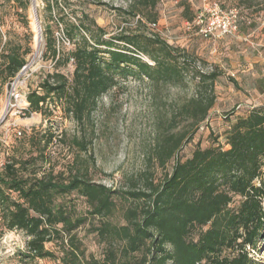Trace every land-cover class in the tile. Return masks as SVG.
Segmentation results:
<instances>
[{"label": "trees", "instance_id": "trees-1", "mask_svg": "<svg viewBox=\"0 0 264 264\" xmlns=\"http://www.w3.org/2000/svg\"><path fill=\"white\" fill-rule=\"evenodd\" d=\"M17 1L22 8L28 7L27 0ZM44 1L51 13L61 10L59 1ZM190 2L182 1L184 11ZM132 3L134 7L155 9L158 0ZM196 14L197 11L187 22L192 23ZM137 16L142 23L143 18ZM83 18L90 19L91 24ZM156 19L153 15L152 22ZM79 21L68 24V33L83 29L89 37L82 35L65 57L74 64L72 79L57 70L48 73L39 85L43 92L31 90L27 94L29 113L42 112L47 99L53 98L82 122L99 98L118 85L120 77L131 73L156 84L172 83L184 79L199 60L185 47L171 44L159 35L129 33L105 39V29L88 14ZM46 30L48 51L55 63L60 62L64 58L61 49L49 36L50 28ZM115 40L130 45L132 54L128 48L114 47ZM20 51V46L7 50L0 45L1 77L13 78L20 72L26 63ZM136 51L152 63L142 60ZM197 72L199 82L206 83L205 91L185 102L171 122L180 116L188 120V126L180 133L166 134L157 150L161 165L172 162L171 172L158 183L150 181L146 189L125 192L137 203L126 208L124 224L106 220L96 228L100 237L118 238L124 243L121 259L110 250L112 264H255L248 247H256L264 227V182L255 181L264 166V104L237 118L227 133L228 148L220 144L198 146L183 158L178 151L208 118L216 97L212 86L221 74L217 66L208 72ZM77 143L85 149L83 142ZM36 163L37 157L31 155L9 160L0 168V239L6 229H21L29 236V252L40 258L53 255L47 242L61 239L65 264H100L95 258H87L82 244L76 242L74 230L87 217L74 214L64 200H57L77 191L86 198L91 214L106 217L115 210V190L93 182L81 170L71 177L53 171L39 175L38 170L29 168ZM235 195L242 200L233 207ZM194 226L202 228L197 240L189 236ZM227 249L231 251L228 255L224 254ZM141 251H145L141 257L133 256Z\"/></svg>", "mask_w": 264, "mask_h": 264}, {"label": "rangeland", "instance_id": "rangeland-1", "mask_svg": "<svg viewBox=\"0 0 264 264\" xmlns=\"http://www.w3.org/2000/svg\"><path fill=\"white\" fill-rule=\"evenodd\" d=\"M32 1L27 0L28 7L22 8L17 0H0V45H5L7 50L20 46V52L26 58L25 65L15 77L5 79L0 76V168L9 160L33 155L37 157V163L29 168L38 170L39 175L53 171L54 174L62 173V177H71L81 170L93 182L115 190L116 207L106 217L91 214L86 198L77 191L59 196L57 200H64L74 214L87 217L85 223L74 230L76 242L82 244L87 258H95L100 264H112L110 250L119 260L124 243L118 238L100 237L96 228L103 226L106 220L124 224L126 208L137 203L125 192L146 189L150 181L158 183L171 172L172 162L161 165L157 150L166 134L180 133L188 126V120L178 115L175 123L171 122L185 102L205 91L206 83L199 82L197 71L208 72L217 66L221 72L212 86L215 103L208 118L183 142L179 156H190L198 146L205 148L220 144L228 148L227 133L237 118L246 115L255 102L227 74L230 67L225 62L218 65L216 61L226 49L224 45L220 50L218 41L227 36L205 38L193 24H187L202 6V0H190L191 5L185 11L183 0H158L155 9L134 7L133 0H53L61 3V10L55 9L53 13L44 0H36L42 26L40 41L32 22ZM221 1L225 7L239 10L241 23L246 22V34L264 24V0ZM83 14H88L105 29V39L129 33L159 35L171 44L185 47L199 59L197 65L189 68L184 79L166 84H156L147 77L140 79L131 73L120 77L118 85L99 98L82 122L67 113L53 98L47 99L42 112L29 113L27 94L31 90L43 92L39 85L48 73L57 70L72 79L74 64L73 61L67 62L65 57L81 41L82 35L89 37V34L81 29L70 35L67 27L70 22L79 24ZM138 14L143 18L142 23L137 21ZM153 15L157 16L156 27L150 25ZM83 19L91 24L90 19ZM48 27L49 36L56 40L64 56L57 63L47 48ZM65 36L71 38V44L63 40ZM250 38L259 41L261 36ZM115 44L116 48H128L129 53L134 50L121 41L115 40ZM230 49L236 53L240 51L239 47ZM137 54L152 63L149 57ZM15 87L21 94L17 102L11 95ZM78 141L85 144V149ZM255 181L257 184L264 182V166ZM241 200V196L235 195L231 206H238ZM201 230V227L194 226L190 238L197 240ZM261 234L256 247H248L255 264H264V227ZM28 240V234L21 229L4 230L0 239V264H65L61 239L46 243L53 255L44 258L31 255ZM144 252L133 256L139 258ZM230 253L229 249L224 251L226 255Z\"/></svg>", "mask_w": 264, "mask_h": 264}, {"label": "crops", "instance_id": "crops-1", "mask_svg": "<svg viewBox=\"0 0 264 264\" xmlns=\"http://www.w3.org/2000/svg\"><path fill=\"white\" fill-rule=\"evenodd\" d=\"M237 33L218 41L220 50L224 45L226 49L223 53L221 51L216 61L218 65L225 62L230 67L227 74L233 77L240 89L251 96L255 102L254 107H257L264 104V24L246 34V22L241 23L240 20ZM259 35V41L250 38H258ZM231 47H239L240 51L232 52Z\"/></svg>", "mask_w": 264, "mask_h": 264}, {"label": "built area", "instance_id": "built-area-1", "mask_svg": "<svg viewBox=\"0 0 264 264\" xmlns=\"http://www.w3.org/2000/svg\"><path fill=\"white\" fill-rule=\"evenodd\" d=\"M202 1V6L197 10L194 21L187 22V24L197 26L198 32L205 38L221 39L237 33L241 18L236 7L227 8L219 0ZM150 25L156 27L157 23L152 22ZM63 40L67 44H71V40L67 36L63 37ZM11 95L16 102L21 97L17 87L12 89Z\"/></svg>", "mask_w": 264, "mask_h": 264}, {"label": "bare ground", "instance_id": "bare-ground-1", "mask_svg": "<svg viewBox=\"0 0 264 264\" xmlns=\"http://www.w3.org/2000/svg\"><path fill=\"white\" fill-rule=\"evenodd\" d=\"M32 10H33V25H34V28L36 30V37L38 39V41L42 40V26H41V23H40V20H39V16H38V13H37V4H36V0H33L32 1ZM39 49V48H38Z\"/></svg>", "mask_w": 264, "mask_h": 264}]
</instances>
